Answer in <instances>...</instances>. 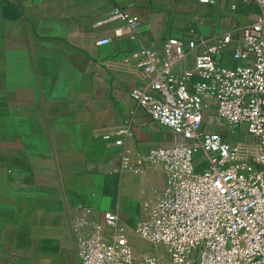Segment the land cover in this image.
<instances>
[{
    "label": "crops",
    "instance_id": "obj_1",
    "mask_svg": "<svg viewBox=\"0 0 264 264\" xmlns=\"http://www.w3.org/2000/svg\"><path fill=\"white\" fill-rule=\"evenodd\" d=\"M114 5L139 17L135 36L121 20L97 24ZM258 12L242 0H0V264H80L76 219L102 221L112 211L125 228L146 196L150 210L171 178L163 165L115 168L124 153L171 147L179 137L130 96L155 77L133 52L144 45L161 53L167 38L183 40L173 66L181 73L230 33L219 60L232 66ZM104 37L110 43L98 44ZM204 118L236 140L213 107Z\"/></svg>",
    "mask_w": 264,
    "mask_h": 264
},
{
    "label": "built area",
    "instance_id": "obj_2",
    "mask_svg": "<svg viewBox=\"0 0 264 264\" xmlns=\"http://www.w3.org/2000/svg\"><path fill=\"white\" fill-rule=\"evenodd\" d=\"M242 1L255 3L259 12L242 29L232 66L219 60L233 40L230 33L197 53L181 73L173 66L185 55L183 40L167 38L161 53L143 45L132 54L155 77L130 96L179 141L146 154L124 153L115 171L141 172L146 163H157L170 174L136 229L163 244L169 259L137 255L117 214L105 211L102 221L82 217L74 223L80 264H264V0ZM113 20L125 22L132 36L140 26L137 15L116 5L97 24ZM124 34L123 27L115 29L117 37ZM211 107L226 127L245 125L253 141L230 140L209 129L204 116ZM247 144L257 150L245 149Z\"/></svg>",
    "mask_w": 264,
    "mask_h": 264
},
{
    "label": "rangeland",
    "instance_id": "obj_3",
    "mask_svg": "<svg viewBox=\"0 0 264 264\" xmlns=\"http://www.w3.org/2000/svg\"><path fill=\"white\" fill-rule=\"evenodd\" d=\"M221 63L227 65L228 62L221 61ZM223 128H225V131L228 132L229 135H231L233 138H235L238 141L242 142H251L253 141V137L249 134L247 127L245 125H241L240 127L236 129H231L223 125ZM230 138V137H229ZM232 139V138H230ZM151 200L148 196H146L144 202H140L138 204V210L141 211L138 216H133V220L129 222V225H125V231L128 234L129 242L132 245L135 253L137 255L143 256V255H153L160 257L162 261H166L169 259V255L167 253V250L163 244L160 243H153L143 237H141L137 233V226H138V220H142L145 215L148 213L150 208Z\"/></svg>",
    "mask_w": 264,
    "mask_h": 264
},
{
    "label": "water",
    "instance_id": "obj_4",
    "mask_svg": "<svg viewBox=\"0 0 264 264\" xmlns=\"http://www.w3.org/2000/svg\"><path fill=\"white\" fill-rule=\"evenodd\" d=\"M29 1V4L32 2V0H28ZM27 4V3H26Z\"/></svg>",
    "mask_w": 264,
    "mask_h": 264
}]
</instances>
